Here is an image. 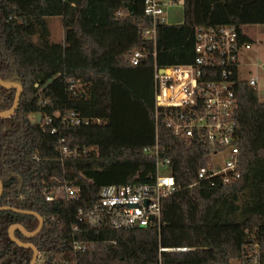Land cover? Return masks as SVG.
Wrapping results in <instances>:
<instances>
[{
	"label": "trees",
	"instance_id": "1",
	"mask_svg": "<svg viewBox=\"0 0 264 264\" xmlns=\"http://www.w3.org/2000/svg\"><path fill=\"white\" fill-rule=\"evenodd\" d=\"M143 7L144 0H0V78L22 84L16 110L0 117V207L44 219L35 235H13L37 248L36 264H264V102L256 86L235 87L241 177L210 186L194 182L211 148L178 139L161 121L156 127L153 82L155 64L193 60L201 26L232 24L251 42L243 28L264 25V0H184L182 21L157 24L155 39L139 35L152 26ZM137 49L144 58L132 65ZM15 93L0 85V112ZM71 113L82 122L64 124ZM38 114L50 125L38 124ZM158 159L169 160L179 186L162 200L159 229H75L77 209L88 210L102 186L149 183ZM64 182L80 187L79 199L46 201ZM12 224L32 232L38 220L0 210V264H29L33 251L10 238ZM79 242L86 248L76 249Z\"/></svg>",
	"mask_w": 264,
	"mask_h": 264
},
{
	"label": "built area",
	"instance_id": "2",
	"mask_svg": "<svg viewBox=\"0 0 264 264\" xmlns=\"http://www.w3.org/2000/svg\"><path fill=\"white\" fill-rule=\"evenodd\" d=\"M172 2L183 4L184 0ZM143 11L151 18L152 26L141 29L139 35L155 39L156 25L166 23L163 4L160 0H144ZM250 47V42L242 41L232 24L204 25L195 31L194 58L191 62L154 65L156 127L161 121L178 139L204 141L211 148L207 163L197 170L194 184L205 182L210 186H225L241 177L234 117L235 87L244 80L239 75L240 54ZM143 58L144 53L138 49L129 55L132 65L139 64ZM247 81L251 86H256V78L251 77ZM51 122L50 118H46L40 124L44 128ZM62 122L76 125L82 122V118L79 113H71ZM50 132H56V128ZM60 151L64 155L76 154L75 149L69 150L66 146H62ZM154 154H158L157 146ZM161 169L166 173L161 174ZM175 188L179 186L170 172L169 160L158 159L155 176L149 183L102 186L88 210L82 207L77 209L75 229L79 223L95 229L148 226L159 229L162 226V200ZM79 197L80 187L72 182H64L54 186L44 198L46 201H75ZM86 246V242L75 243L76 249Z\"/></svg>",
	"mask_w": 264,
	"mask_h": 264
},
{
	"label": "rangeland",
	"instance_id": "3",
	"mask_svg": "<svg viewBox=\"0 0 264 264\" xmlns=\"http://www.w3.org/2000/svg\"><path fill=\"white\" fill-rule=\"evenodd\" d=\"M164 8V16L169 24L180 23L183 19L182 4L172 0H160ZM244 33L251 39L250 49H244L240 54L239 75L242 79L256 78V90L259 101L264 102V25H254L243 28ZM51 39L58 41L62 38V26L58 18L51 25ZM165 174V170H160Z\"/></svg>",
	"mask_w": 264,
	"mask_h": 264
},
{
	"label": "water",
	"instance_id": "4",
	"mask_svg": "<svg viewBox=\"0 0 264 264\" xmlns=\"http://www.w3.org/2000/svg\"><path fill=\"white\" fill-rule=\"evenodd\" d=\"M0 85L4 86L6 88H12V89L16 90L12 106L9 109L0 112V117H7V116H10L11 114H13L14 111L16 110L17 106H18L19 99H20V96H21V93H22V84H21L20 81L8 82V81H3L0 78ZM36 122L38 124H40V122H41V116L39 114L37 115V121ZM1 192H2V183L0 182V193ZM0 210H10V211L16 212V213L32 215V216L37 218V220H38L37 228L34 231H32V232L26 231L19 224H12L8 228L9 236L14 242H16L21 247L30 248L33 251V255H32V258H31L29 264H36L37 260H38V250H37V248L31 243H23V242L17 240L14 237V235H13V231L16 229V230H19L22 234H24L26 236H33V235L38 233L43 228L44 219L38 213H36L34 211H31V210H29V211L20 210V209L13 208V207H0Z\"/></svg>",
	"mask_w": 264,
	"mask_h": 264
},
{
	"label": "crops",
	"instance_id": "5",
	"mask_svg": "<svg viewBox=\"0 0 264 264\" xmlns=\"http://www.w3.org/2000/svg\"><path fill=\"white\" fill-rule=\"evenodd\" d=\"M240 61V60H239ZM240 67V66H239Z\"/></svg>",
	"mask_w": 264,
	"mask_h": 264
}]
</instances>
